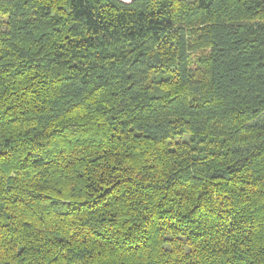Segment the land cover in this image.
<instances>
[{
    "label": "trees",
    "instance_id": "obj_1",
    "mask_svg": "<svg viewBox=\"0 0 264 264\" xmlns=\"http://www.w3.org/2000/svg\"><path fill=\"white\" fill-rule=\"evenodd\" d=\"M0 264H264V0H0Z\"/></svg>",
    "mask_w": 264,
    "mask_h": 264
}]
</instances>
